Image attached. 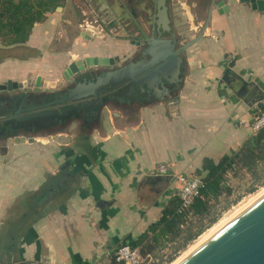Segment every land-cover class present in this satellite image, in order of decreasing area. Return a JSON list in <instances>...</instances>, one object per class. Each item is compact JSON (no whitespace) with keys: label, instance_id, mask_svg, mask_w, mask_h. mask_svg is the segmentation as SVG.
<instances>
[{"label":"crops","instance_id":"0c3cea01","mask_svg":"<svg viewBox=\"0 0 264 264\" xmlns=\"http://www.w3.org/2000/svg\"><path fill=\"white\" fill-rule=\"evenodd\" d=\"M139 1L155 13V0ZM210 2L169 0L172 23L181 10L191 31L178 46L200 33ZM225 2L183 55L179 82L144 84L136 101L115 98L88 126L51 128L0 150V264H109L117 246L138 242L179 200V176H200L205 160L239 153L260 132L252 125L264 114V10ZM115 11L111 0H61L25 43L0 38V84L33 87L39 78L43 90L59 88L65 70L89 57L148 62L135 57V34L107 29L127 16ZM201 11L203 24L194 19Z\"/></svg>","mask_w":264,"mask_h":264},{"label":"water","instance_id":"95a60500","mask_svg":"<svg viewBox=\"0 0 264 264\" xmlns=\"http://www.w3.org/2000/svg\"><path fill=\"white\" fill-rule=\"evenodd\" d=\"M239 1L249 2L254 8L264 10V0ZM155 2L159 6L157 9L159 19H155L154 25L158 34L157 37H152L146 41L148 48L144 53L150 56L148 62L138 64L131 62L115 67V59L89 57L83 63L78 62V64L70 65L65 70L64 79L65 82L68 81L69 83L76 81L82 75L94 74L93 79L90 81H77L75 87L69 90L70 98L67 99L69 101L90 98L81 105H74L77 112H89V118L92 120L94 118L93 111L97 110L99 114L102 108L112 99L119 97L135 99L138 91L143 92L144 84L149 88L157 82H160L163 86L165 81L169 83L179 82V74L184 62L183 55L206 33L213 9L218 7L220 12L228 10L225 0H211L200 33L194 39L177 47L178 41L175 34L171 38L162 37V31L171 30L167 0H155ZM115 15L118 17L117 14ZM117 23V20L112 21L114 25H117ZM102 24L105 25V21ZM137 44L139 45V43ZM102 67L110 69L95 76L98 69ZM143 72L144 74L137 77ZM169 73L171 78L168 76ZM16 88L28 90L29 85L11 81L0 84V91H11ZM32 88L34 91L43 90L40 87L39 78ZM65 112V110L62 112L58 109L55 110L56 122L64 121ZM48 115H51V113L31 114L16 120L19 127H24L28 124H36ZM26 141L33 142V137L31 135L13 134L8 138V144L3 148V152L12 143L18 144ZM0 158L2 157L0 156ZM177 264H264V193L190 251Z\"/></svg>","mask_w":264,"mask_h":264},{"label":"trees","instance_id":"16d2710c","mask_svg":"<svg viewBox=\"0 0 264 264\" xmlns=\"http://www.w3.org/2000/svg\"><path fill=\"white\" fill-rule=\"evenodd\" d=\"M60 1L19 0L15 3L14 0H0V38L4 39V44L10 46L25 43L35 23L40 22L46 12L59 6ZM261 162H264V129L248 141L239 153L225 156L217 163L210 159L204 161L203 169L199 172V177L204 181V187L201 189V196L194 201L190 212L194 217L201 218L203 221L207 220V223L192 232L188 227L186 214L178 212L179 199L164 211L162 219L149 227L148 232L143 234L138 242L130 244L138 247L143 256L151 254L155 257V252L164 248L168 241L173 242L182 236L183 243L180 246H185L195 240L218 220L216 215L210 217L212 215L211 201L232 192L225 182L227 173L240 165L248 171L253 180L261 181L264 180V167L263 169L259 167ZM254 190L252 188L251 192ZM109 264L121 263L113 259ZM154 264H163V260Z\"/></svg>","mask_w":264,"mask_h":264},{"label":"flooded vegetation","instance_id":"af4514ba","mask_svg":"<svg viewBox=\"0 0 264 264\" xmlns=\"http://www.w3.org/2000/svg\"><path fill=\"white\" fill-rule=\"evenodd\" d=\"M111 3L112 8L116 10L115 13L117 15L120 12L122 14H127V16L119 18L120 21L117 23V25L109 22L107 24V29L112 31L118 26L122 31L121 35L133 37V34H135L136 37L140 39V42H136L135 40H132V42L135 44L139 43V46H141L135 57H139L141 55L145 56L146 54L144 52L148 48L146 42L147 39L157 37L158 34L154 25L155 19H159V17H157V9L159 6H156L155 13H150L149 11L142 9L139 0H111ZM167 6L170 19L169 26L171 27V30L162 31V37L171 38L172 35L175 34L178 41V36L170 17L169 0H167ZM140 17L143 19V22L139 21ZM177 47H180L178 46V43ZM100 72L101 71H98L95 76L100 75ZM93 77L94 74L82 75L76 81L71 83L68 81L65 82L63 85H61V87H59L60 89L57 90L52 89L34 91L32 87H29L27 88L28 90L16 88L12 89L11 91H0V141L3 143L2 146L0 145V150H3V148L7 146L8 138L13 134L32 136V134L37 132H42L55 127H67L68 125L76 122L83 126H88L89 122L95 120L96 116L99 115L97 110L93 111L94 118L90 120L89 112H77L76 108H74V105H81L84 102H87L90 98L74 101H69L67 99L70 98L69 90L75 87L77 81H90L93 79ZM136 98L137 97L132 100L136 101ZM56 109L60 110L61 112L64 110L66 111L64 121L56 122V115L54 114ZM45 112H50L51 115L43 117L42 120L36 124L32 123L24 127H19V123L16 120L17 118L23 116Z\"/></svg>","mask_w":264,"mask_h":264},{"label":"rangeland","instance_id":"374dc122","mask_svg":"<svg viewBox=\"0 0 264 264\" xmlns=\"http://www.w3.org/2000/svg\"><path fill=\"white\" fill-rule=\"evenodd\" d=\"M171 3L173 2L171 1ZM195 15H194V19L196 21L198 19L200 20L199 22L201 23L204 22L203 21L204 11H201L198 14L195 13ZM172 16H173L172 18H173L174 29L177 33L178 39L179 41H183V39H185V34H188V32L190 31L189 25L187 23L188 18L185 17V12H182L181 10H178V12L173 11ZM84 20L89 21V18L85 17L83 18V21ZM193 22L194 21L192 20L191 26ZM55 89L57 90L60 88H55ZM77 125L78 128L81 127L80 123L79 124L77 123ZM0 145L1 146L3 145L1 141H0ZM259 167L261 168L264 167V164L259 165ZM225 182L226 185L232 190V192L230 194L225 193L222 195V197L215 199L210 203L211 211H212V215L210 217L215 215L218 216V220L216 221V223L206 228L201 235H199L195 240L189 242L185 246H180L183 243L182 236L173 242L169 243L168 241L164 248H162L158 252H155L156 258L154 259H157L158 262L163 260V264H174L177 260L178 263L179 259H183L182 257H185L188 254V252H190V250L192 251L195 248V246L205 241L208 238L207 236L212 235L213 232H216L218 230L217 229L216 231H214L213 229H216L214 227H217L219 224H221L224 221H226L227 223L233 216L238 214L242 209L250 205L254 200H256L260 195L264 193V180L261 181L253 180L251 175L247 171H245L240 165L236 166V170L227 173ZM252 188H254L255 190L251 192ZM204 223H207V220L203 221V219L195 216L193 217V220L189 221L188 227L191 228L192 232H195L202 225H204ZM186 227H184V229ZM202 236L206 237V239L205 240L204 238L202 239ZM199 240L201 241V243ZM146 264H152V263L146 262Z\"/></svg>","mask_w":264,"mask_h":264},{"label":"built area","instance_id":"2783aa9c","mask_svg":"<svg viewBox=\"0 0 264 264\" xmlns=\"http://www.w3.org/2000/svg\"><path fill=\"white\" fill-rule=\"evenodd\" d=\"M252 127L255 132L264 129V114L255 118ZM233 170H236V167ZM158 172L160 174H167L168 168L166 165H160L158 167ZM178 181L180 183L178 193L180 206L178 212L186 214L185 218L187 222H189L193 220L194 217L190 212L191 207L194 201L201 196V189L204 187V181L199 176L190 175L179 176ZM109 256L110 258L108 261L114 259L121 264H146V262L154 264L158 262V260L154 259V255L148 254L143 256L140 249L130 243L120 244Z\"/></svg>","mask_w":264,"mask_h":264},{"label":"bare ground","instance_id":"6f19581e","mask_svg":"<svg viewBox=\"0 0 264 264\" xmlns=\"http://www.w3.org/2000/svg\"><path fill=\"white\" fill-rule=\"evenodd\" d=\"M258 197V196H257ZM255 198V197H254ZM240 211V210H239ZM228 221V220H227ZM224 224H226V221H224V222H222L221 224H219L217 227H214V228H216V229H213L214 231H216L217 229H220L221 227H222V225H224ZM214 233V232H213ZM208 235V234H207ZM207 235H205V236H207ZM207 237H209V236H207ZM204 238V240L206 239V237H203L202 236V239ZM202 239H201V241H202ZM200 241V240H199ZM201 241H200V243H201ZM198 244H199V242H198ZM200 245V244H199ZM198 246V245H197ZM197 246H195V247H197ZM193 249V248H192ZM191 251V250H190ZM189 253V252H188ZM185 256V255H184ZM183 258V257H182ZM181 259H179V261H180ZM178 261V260H177ZM177 261L175 262L176 264H177ZM174 263V264H175Z\"/></svg>","mask_w":264,"mask_h":264}]
</instances>
